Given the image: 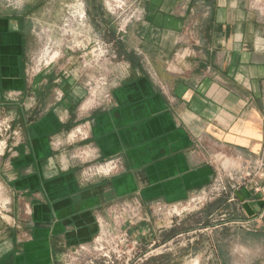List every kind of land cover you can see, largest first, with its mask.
<instances>
[{"label":"crops","instance_id":"crops-1","mask_svg":"<svg viewBox=\"0 0 264 264\" xmlns=\"http://www.w3.org/2000/svg\"><path fill=\"white\" fill-rule=\"evenodd\" d=\"M140 6L143 17L116 40V62L94 72L80 49L34 73L36 22L25 11L0 15V108L20 220L0 264H63L93 239L108 205L186 201L220 167L264 156V0ZM98 74L111 98L93 104L87 86ZM108 160L119 163L114 173L85 177ZM241 193L245 216L264 209L259 195Z\"/></svg>","mask_w":264,"mask_h":264},{"label":"rangeland","instance_id":"rangeland-1","mask_svg":"<svg viewBox=\"0 0 264 264\" xmlns=\"http://www.w3.org/2000/svg\"><path fill=\"white\" fill-rule=\"evenodd\" d=\"M15 11H25L37 24L32 53L34 73H41L58 62L62 64L66 50L90 53L92 58L87 67L92 72L100 69L104 61L116 62V40L144 12L140 0H0V15ZM100 77L107 81L106 88L109 85L103 74L89 81L87 99L93 104L100 93L99 88L95 90ZM7 117L0 108V257L6 241L11 240L9 226L20 224L13 216L14 195L8 183L11 123ZM233 192V187L228 185L226 190L214 191L213 196L197 202L191 199L194 193L186 201L151 204L148 209L137 201H117L99 214L98 232L93 239L66 251L60 261L63 264H264V212L245 216L240 199L230 200ZM14 235L19 240L25 238L20 232Z\"/></svg>","mask_w":264,"mask_h":264},{"label":"built area","instance_id":"built-area-1","mask_svg":"<svg viewBox=\"0 0 264 264\" xmlns=\"http://www.w3.org/2000/svg\"><path fill=\"white\" fill-rule=\"evenodd\" d=\"M107 81L104 77L99 78V84L96 85L95 90L99 88V96L96 97V102L102 100H109L111 95L105 91ZM96 93V92H95ZM77 134H82L84 131L82 128H78ZM119 163L117 160H108L105 162H99L97 164L89 165L84 175L86 178L98 177L101 175H110L118 169ZM233 187L234 192L230 198L231 201L239 200L237 191L247 189L252 193L259 195L264 201V156H258L252 160L246 161L243 165H239L230 170L220 167L217 170L212 183L200 191L196 192V195L191 199L193 202L200 201L213 196L214 191L226 190L227 186ZM264 212V209H263ZM246 223V222H242Z\"/></svg>","mask_w":264,"mask_h":264},{"label":"water","instance_id":"water-1","mask_svg":"<svg viewBox=\"0 0 264 264\" xmlns=\"http://www.w3.org/2000/svg\"><path fill=\"white\" fill-rule=\"evenodd\" d=\"M236 193H237V196L239 197V199L241 201H244L245 198H244L243 194L240 191H237Z\"/></svg>","mask_w":264,"mask_h":264}]
</instances>
